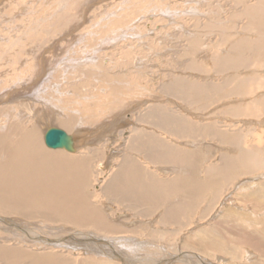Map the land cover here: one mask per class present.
Wrapping results in <instances>:
<instances>
[{
    "label": "rangeland",
    "instance_id": "obj_1",
    "mask_svg": "<svg viewBox=\"0 0 264 264\" xmlns=\"http://www.w3.org/2000/svg\"><path fill=\"white\" fill-rule=\"evenodd\" d=\"M263 7V0H0V127L38 124L43 141L50 128L69 123L78 139L86 135L76 153H61L76 161L87 158L86 201L123 231L65 224H53L52 231V224L39 220L35 231L54 244L9 242L0 231V245L55 252L72 264H264V166L251 173L221 169L225 159L234 161L245 150L260 152L264 160V110L243 115L264 102ZM249 40L259 46L248 65L232 61ZM252 78L263 87H250ZM189 126L201 132L181 134ZM217 128L231 136L230 152L200 160L204 145L216 148L217 142L196 139ZM143 131L174 138L184 167L175 166L181 164L175 155L145 149ZM150 135L146 141L157 138ZM125 160L134 161L150 183L189 177L185 201L177 192L158 208L143 200L132 208L116 202L106 191ZM163 162L175 165L160 169L161 176L148 171ZM209 178L213 187L191 197L190 183ZM175 203L183 207L174 216L180 223L164 224L161 219ZM203 233L209 243L221 240L227 252L200 247ZM97 242L112 243L115 253L97 249Z\"/></svg>",
    "mask_w": 264,
    "mask_h": 264
},
{
    "label": "bare ground",
    "instance_id": "obj_2",
    "mask_svg": "<svg viewBox=\"0 0 264 264\" xmlns=\"http://www.w3.org/2000/svg\"><path fill=\"white\" fill-rule=\"evenodd\" d=\"M246 44V47H248V55L250 54L251 57L247 59L245 54L246 47L241 48L239 46V57L236 58L238 55L236 57L232 56V61L235 60L238 62L242 59L244 60L245 65H248L247 62H250V60L253 58L252 54L255 52L254 49L259 45L252 47L253 44L250 40ZM261 48L262 45L258 49L259 53H261ZM235 49L238 48L235 47ZM244 57L247 60H245ZM228 61L231 63V60ZM233 67L231 66V68ZM247 83L250 84V87L257 85V89L263 85V82H257L254 78L250 79V81H247ZM256 104L246 108V110L243 112V115L251 117L252 115H256V113H259L260 110H264V102H259ZM15 121L18 122V117L15 119ZM64 125V129L57 127L54 128L65 131L71 137L72 151L67 149H65V151H63L64 149L54 150L47 147L45 136H43L45 148L50 149L46 150L42 145L43 141H41V136L38 131V124H35L33 128L21 126V124H15L11 127L9 126L5 128L0 127V222L9 226H1L0 224V231L5 233L4 239L2 240L9 242L11 240H23L29 242V244L32 243L33 245H47L49 243L54 244L55 239L53 242L51 240L45 243L44 240L40 238V235H38L39 232L37 233V231H35V229H38L39 227V220L48 223V225L52 224L50 225L52 226V231L56 229L54 228V225L60 226L65 224L75 226L80 229L90 228L98 232H104L108 234H118V232H123L114 229L111 225V220H109V217L104 213H100L96 207L89 203L90 201H86L88 191L85 190V188L87 186L86 183L89 182L88 176L90 174L86 169L88 167V165H86L87 159L82 158L76 161V159H72L66 154L64 155L61 153L67 152L70 154L74 151L77 152V149H79L78 141L75 139L76 137H74V135L70 132V124L65 123ZM179 130L180 128L175 130V132L178 133ZM200 130L193 129L191 131V126H189L188 128L182 129L181 134H185V136L192 135V133L193 135H197L201 132ZM15 133H17V136H15ZM156 139L154 140L153 138V144L151 146H159L158 140ZM247 151L249 150H245V152L239 155V157H237L234 161H230L228 166L224 164L223 168H221L223 172H225L226 169H231L233 172L235 170H238L237 172H239L240 169H242L245 171L248 170V172L251 173L252 171L257 170L259 167L264 166V160L262 157L260 158V152L253 149L249 152ZM172 155H169L168 158L170 156L172 157ZM176 155L178 158L179 154L176 153ZM182 156L183 159H179L184 167L185 156ZM186 160L188 163H191V160ZM133 167L134 165L132 168ZM208 170V175H210V178L212 177L213 179V175L215 173L214 170ZM222 170H220L221 173ZM129 175L130 174L124 169V171L116 173V178H114L115 183L113 182V185H108L106 193L112 198L116 197V202L119 200V203H128L132 200L130 195H126L128 193V189H126L125 180L127 177H129ZM210 178L209 180L207 179L203 182H199L196 179L197 183H190L189 186L191 187V190L189 193L191 197H193V193H195L197 196L199 194L204 195L207 192L205 190L211 189L213 187L211 184L213 183L211 182L212 179ZM183 180L186 184L192 181L189 177H185ZM126 181L131 180L128 179ZM136 182L137 180L134 181L133 187L131 185L134 191H138V184ZM113 186L117 187V191L111 190L114 188ZM121 188L125 190L123 193L120 192ZM185 205L187 208L189 207L188 203ZM130 207L132 208L133 206L130 205ZM182 208L183 207H181L180 210ZM177 212L179 211L175 210L174 206L169 207L168 213L164 218L161 219V221L164 224H170L175 221L179 222L180 219H174V216L177 214ZM67 233L70 232L67 231ZM200 238L199 245L200 247H203L204 250L210 249L219 252H227V248L224 245H221L222 242L218 238L211 240V243L207 242L209 239L207 233H203ZM252 239H255V237ZM57 243L58 241H56V244ZM96 245H98L97 249H107L108 251L115 253V250L111 249L113 246L112 243H109V247H105L98 242ZM114 247L118 249L117 246L114 245ZM29 248L32 249L21 248L18 246L11 247L8 246V244L7 246L0 245V260L3 261L4 264H72L69 257L58 255L55 252L36 254L37 250L33 249V247ZM130 250L132 249L130 248ZM82 264L110 263L106 260H98L95 262L86 261Z\"/></svg>",
    "mask_w": 264,
    "mask_h": 264
},
{
    "label": "crops",
    "instance_id": "obj_3",
    "mask_svg": "<svg viewBox=\"0 0 264 264\" xmlns=\"http://www.w3.org/2000/svg\"><path fill=\"white\" fill-rule=\"evenodd\" d=\"M176 119L179 122H181V120L179 118L176 117ZM173 120H175V119H173ZM165 123H166L165 120H163V124H165ZM174 123H176V122H174ZM142 133L143 134L139 135V136H141V137L144 136V137L147 138L148 136H151L150 134H152V135H155V137H157V138L161 137L160 135L153 134L151 132H149V133L146 132L145 133L143 131ZM176 134L177 133L175 132V135ZM210 135H212V136H208V137L207 136H204V137L200 136V138H198V139L195 138L197 141H199L202 138H210L212 140V142H217V144L213 143V144L216 145V148H215L214 145H212V146L211 145L210 146L204 145V149H202V151H201L200 160L202 158H205L206 159L205 162L208 161L209 157H211L212 155H217V154H219V152H224L226 154L230 152V144H231V136L230 135L223 133L222 130H219L218 128H217V131H215L214 133L213 132L210 133ZM74 137H76L75 139L78 141L79 149H80V146H81L80 145L81 142L83 140L86 142V140L89 139V138L86 137V135H83L82 136L83 138L80 137L79 139L77 138V136H74ZM161 138L163 139V141L159 138L161 140V142H162V143L159 144V146H157V147L151 146L153 144V139L150 140V138H148V140L146 141L147 144L146 143L143 144V147L146 149V146H147V148H148V150L150 152L157 151V150H158V152H159V150H160V152L164 151L165 154H166V157H168L169 155H172V154H173L172 156H174V155L177 156L176 153H178L179 154V158L183 159V156H182V155H184L183 154V149H182V147L178 146L176 143L172 142L171 139L174 140V138H172V137H170V139H168L169 137H165V138L161 137ZM90 143H92L91 140H90ZM169 144L171 146H169ZM173 148H176V149H173ZM177 150H179V151H177ZM160 152H159V154H160ZM223 156H225V155H223ZM223 156H222V158H223ZM154 157H155L154 155H150L149 159L152 160ZM160 157L163 158L164 157L163 154H161ZM197 157L199 158V155H197ZM82 158L84 159L85 157L82 156ZM82 158H80V159H82ZM145 158H146V156H145ZM222 158L220 159V163H221ZM85 159H87V158H85ZM230 159H231L230 157L225 159V163L224 164L226 166H228L230 164ZM125 161L126 162L122 165L120 170L117 171L116 173L122 172L125 169V171L130 174L129 177H127L126 180L129 179L131 181H126L125 180V186H126V189H128V193L126 195L127 196L130 195L131 199H132L131 202H128L129 206L130 205L132 206V204L136 205L137 203H140L143 200L144 204L150 203L152 206L154 205V207L158 208L161 205H167V202L165 200L166 197L171 196L173 194H174V196H177L178 195L177 192H181V193L183 192L181 197H183V200L185 201L184 197H185L186 188H185V184H184V181H183L182 177H181V179H180V177H177L176 179H174L172 181H169L168 183L161 182V181H159L157 179H152V182L150 183V181H147V179L146 180L144 179L143 174L139 171L138 166L135 165L134 161L133 162L130 161V160H125ZM195 162H196V165L198 167V165H200V161L199 160L198 161L195 160L194 163ZM224 164H221V166H223ZM133 165H134V167L132 168ZM168 165L170 166V165H175V164L174 163L169 164V163L163 162L162 164L157 165L156 167L155 166L151 167V165H149V167H151V169L148 170V171L151 174L155 173L156 175H159L158 173H160V171H161L160 169H162V168L166 169ZM181 165H182V163L178 164V165H175V166H178V167L182 168ZM212 165L213 164H211V166ZM218 167H220V166H218ZM199 171H201V170H199ZM115 176H114V178H116ZM159 176H161V175H159ZM143 179H144V181H143ZM135 180H137L136 183L138 184V186H137L138 191H134V189H132L133 183H134ZM131 185H132V187H131ZM113 187L114 188L111 189V190L112 191H117L116 190L117 187L116 186H113ZM124 191L125 190L123 188L120 189L121 193H123ZM104 198L107 200L108 204L116 206L115 203L109 201L108 198L105 197V195H104ZM184 205H185V202H184ZM174 208H175V210L179 211L181 206L178 205L177 203H175ZM141 213L143 214V212H141ZM167 213H168V210L166 211V214ZM155 218H156V216H152V218H148V219H143L141 217H137V218L134 219V221L135 220L152 221Z\"/></svg>",
    "mask_w": 264,
    "mask_h": 264
},
{
    "label": "water",
    "instance_id": "obj_4",
    "mask_svg": "<svg viewBox=\"0 0 264 264\" xmlns=\"http://www.w3.org/2000/svg\"><path fill=\"white\" fill-rule=\"evenodd\" d=\"M45 141L47 147L54 150L72 149L71 137L61 129L50 128L45 135Z\"/></svg>",
    "mask_w": 264,
    "mask_h": 264
}]
</instances>
